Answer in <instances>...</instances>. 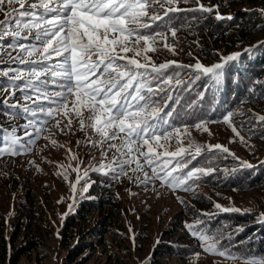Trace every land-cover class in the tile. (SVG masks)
Returning a JSON list of instances; mask_svg holds the SVG:
<instances>
[{
    "label": "snow or ice",
    "instance_id": "1",
    "mask_svg": "<svg viewBox=\"0 0 264 264\" xmlns=\"http://www.w3.org/2000/svg\"><path fill=\"white\" fill-rule=\"evenodd\" d=\"M189 3L195 6H180ZM219 7L206 6L201 0H0V78L7 81L0 82V104L9 110L4 113L6 118L26 120L22 126L5 127L0 122V159L30 152L42 133L47 131L45 139L50 138L52 128L71 133L76 123L85 132V143L96 148L102 160L81 175L82 162L71 155L78 161L73 168L76 181L71 184L73 203L77 195L88 193L90 171L111 175L115 181L127 178L145 187L158 182L173 192L194 191L203 177L216 171L212 166H197L198 158L205 152L234 153L219 143L198 145L191 139L184 146V140L191 135L189 128L208 132L206 125L215 121L177 124L179 110L172 105H180L185 111L193 108L196 101L184 106L182 94L190 92L203 77L212 82L197 94L203 99L206 90L220 84L226 67L240 54L221 57V62L211 66L199 59L194 64L175 60L157 64L149 54L161 50L158 44L177 54V33L182 26L171 23L174 14L215 11L217 20L234 19L231 14L221 15ZM260 11L264 15V9ZM233 116V112H227L223 122L241 142L247 143L238 131L245 125L234 124ZM50 121L54 123L48 127ZM245 123L252 129L257 125L264 128V114L253 113ZM260 138L264 139V134ZM173 139L178 147L167 151L161 141ZM51 144L57 141L51 139ZM240 167L250 169L254 165L241 161ZM64 179H68L67 175ZM81 181L84 183L78 191ZM214 207L221 212H241L219 203ZM201 215L212 219L216 213ZM256 222L264 224V212L258 214ZM204 224L197 217L186 225L203 251L237 264H264V253H254L250 246L246 251L233 252L220 243L225 238L222 231L210 235L206 227H200ZM244 231L243 227L235 229L237 233ZM194 255L198 257L199 253Z\"/></svg>",
    "mask_w": 264,
    "mask_h": 264
},
{
    "label": "rangeland",
    "instance_id": "2",
    "mask_svg": "<svg viewBox=\"0 0 264 264\" xmlns=\"http://www.w3.org/2000/svg\"><path fill=\"white\" fill-rule=\"evenodd\" d=\"M201 2L209 7L217 5L214 0ZM254 2L241 0L232 6L236 9H264V0ZM229 10L223 11L229 14ZM223 11L219 8V13ZM257 18H264L261 11ZM262 34L264 32L257 33ZM177 35L178 44H181L179 48H184V53L188 54L189 45L180 36V31ZM157 47L161 50L157 52L160 58L154 59L156 63L179 58V48L177 54L173 55L163 49L162 44ZM2 98L3 93H0V99ZM232 112L234 124L245 125L238 127V131L247 143L241 142L223 122L226 112L214 119L201 118L215 122L206 125L208 132L189 128L191 135L184 140V146L191 139L198 145L219 143L228 147L234 153V156L230 155L234 162L226 168L240 165L241 161L252 165L261 164L264 161V139L260 137L264 133L256 131L261 128L260 125L252 129V125L245 122L253 117V113L264 114V99ZM4 119L5 127L26 123L25 119L5 116ZM199 120H191L186 124ZM53 123L54 121H50L48 127ZM51 131L49 139H45L49 136L47 131L42 133L26 155L0 159V238L7 241L10 249L26 245L16 262L7 260L2 264H237L203 251L197 238L188 232L186 225L194 223L197 217L204 220L206 216H202L201 211L206 212L207 209L204 210L203 207H214L216 203L224 207L239 208L241 212H264V175L252 186H248V180L244 177L239 178V181L243 180L240 183L243 187L220 186L211 175L212 179H202L198 186H194V191L190 192L179 189L173 192L161 187L158 182L145 187L122 178L111 185L112 191L109 192L113 194L112 198L100 201V207L91 208L84 215H77L80 208L82 211L80 203L85 204V197H105L104 193L107 191L102 187L99 189L100 182L88 175L91 185L88 193L84 196L77 195L73 203L71 184L76 181L77 173L73 168L78 161L72 159L71 155H76L82 162L81 175L84 169L98 165L102 157L96 148L85 143V132L80 131L76 123L73 124V131L68 134L55 128ZM18 134L22 135V132L18 130ZM51 139H55L57 144L52 145ZM77 141L80 143L77 144ZM161 143L165 144L167 151H175L178 147L175 139L169 142L162 140ZM57 172H63L68 179L65 180L64 175H57ZM233 176L236 175L231 174L229 178ZM83 183L81 181L77 184L78 191ZM201 203L206 205L202 206ZM204 221L205 224L200 227H206L209 231V224ZM96 224L107 226L108 231L101 236L95 234L92 227ZM209 234L212 233L209 231ZM33 242L35 245L30 246ZM83 242L89 245L81 247L82 251L72 255L70 248ZM165 242H183L179 248L184 252H164L162 245ZM196 253H199L198 257L194 255Z\"/></svg>",
    "mask_w": 264,
    "mask_h": 264
},
{
    "label": "trees",
    "instance_id": "3",
    "mask_svg": "<svg viewBox=\"0 0 264 264\" xmlns=\"http://www.w3.org/2000/svg\"><path fill=\"white\" fill-rule=\"evenodd\" d=\"M203 1V0H202ZM219 5L221 10L231 11L233 20H217L216 13L208 14L201 12H184L174 14L171 21L181 27L180 36L187 42L188 51L192 53L189 56L184 48H179V58H172L169 60L179 61L183 64H193L196 58L204 65L221 62V57H226L234 53H239V58L230 62L224 71V76L220 84L212 85L210 90H206L203 99L198 98V93L201 88L207 83L211 84L207 78H201L193 86L190 92L182 94V104L186 106L192 100H195L193 108L187 109L180 105H172V108L179 110V117L176 120L177 124H186L191 120H199L201 118H217L222 113L229 111H237L239 107L254 104L260 99H264V34L257 35V33L264 32V18H257L260 11L257 8H242L236 9L232 6L234 3L241 0H214ZM255 3L259 0H246ZM181 7H194V4H181ZM255 6V5H253ZM221 15L227 16L225 11L220 12ZM199 17L198 20H193L192 17ZM167 19V18H166ZM191 25V27H188ZM260 31V32H259ZM256 46V47H252ZM252 48V51L246 49ZM182 49V50H181ZM186 49V48H185ZM188 52V53H189ZM153 59L158 60L160 55L157 53H150ZM197 56V57H196ZM168 60V61H169ZM2 66V65H0ZM175 95V93H174ZM169 111V109H165ZM175 114V113H174ZM171 122V121H170ZM264 133V128L256 130ZM222 154V155H221ZM111 155V154H109ZM102 158L99 160L101 162ZM199 164L197 166H212L216 171L212 174L216 183L220 186H241L238 179L244 177L248 180V186H252L255 182L264 175V161L261 164L254 165L253 168H241L240 165L229 167L234 162L233 158L222 152L217 151L213 153L205 152L202 158H198ZM211 160V165L208 161ZM206 163V164H205ZM196 164V161H193ZM223 167V168H222ZM236 169V171H231ZM233 176L231 179L229 175ZM95 177L97 182H100V187L107 191L105 197L98 198L87 197L85 204L80 203L82 211L76 212L77 215H84V213L91 208L100 207V201L113 197L111 185L115 180L111 175L105 176L101 172H89V177ZM210 178L212 176H205L202 179ZM200 180L202 182L203 180ZM243 187V186H241ZM166 189H168L166 187ZM82 201V202H84ZM205 206V203H201ZM211 207V208H210ZM206 212L202 213H216L212 219L204 218L209 224L210 232L212 234L217 231H222L225 238L220 241L224 246H228L236 252L237 250H247L249 246L254 253H264V224L257 223L258 211L250 212H221L213 206L203 207ZM238 227H243L244 232H235ZM95 234L103 235L108 231L105 225L96 224L92 227ZM185 233V230H183ZM229 233L231 235L229 236ZM185 236L186 233H185ZM188 237V236H187ZM189 238V237H188ZM252 238V239H250ZM244 241L243 244L240 242ZM30 240L28 241V244ZM34 243V242H33ZM183 242H165L163 246L164 252H178L183 253V249L179 248ZM31 244L30 246H33ZM89 243L83 242L80 245L76 244L70 248L73 254L83 250L81 247L88 246ZM26 245H18L15 248H8L7 241L0 238V264L8 261L16 262L18 257L23 253ZM78 251V252H77ZM71 255V256H72ZM160 262V260H159ZM155 264H158L155 263Z\"/></svg>",
    "mask_w": 264,
    "mask_h": 264
},
{
    "label": "clouds",
    "instance_id": "4",
    "mask_svg": "<svg viewBox=\"0 0 264 264\" xmlns=\"http://www.w3.org/2000/svg\"><path fill=\"white\" fill-rule=\"evenodd\" d=\"M158 63H161V62H158ZM157 63V64H158ZM215 64V63H214ZM211 65H213V64H211ZM210 64H208V66H211ZM206 66V65H205ZM4 113L0 110V122H2L3 124H5L6 122H5V119H4ZM22 155H26V154H22Z\"/></svg>",
    "mask_w": 264,
    "mask_h": 264
}]
</instances>
